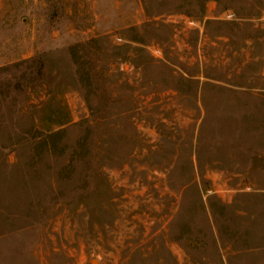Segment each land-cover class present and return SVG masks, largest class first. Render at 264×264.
<instances>
[{
  "label": "rangeland",
  "instance_id": "374dc122",
  "mask_svg": "<svg viewBox=\"0 0 264 264\" xmlns=\"http://www.w3.org/2000/svg\"><path fill=\"white\" fill-rule=\"evenodd\" d=\"M92 259L264 264V0H0V264Z\"/></svg>",
  "mask_w": 264,
  "mask_h": 264
},
{
  "label": "built area",
  "instance_id": "2783aa9c",
  "mask_svg": "<svg viewBox=\"0 0 264 264\" xmlns=\"http://www.w3.org/2000/svg\"><path fill=\"white\" fill-rule=\"evenodd\" d=\"M223 15H224V18H227V19L231 18L230 13L227 11L224 12ZM183 23L191 28H197V29H200L201 24L203 25V22H201L200 20H194L189 17L184 18ZM155 52H158V49H156Z\"/></svg>",
  "mask_w": 264,
  "mask_h": 264
},
{
  "label": "water",
  "instance_id": "95a60500",
  "mask_svg": "<svg viewBox=\"0 0 264 264\" xmlns=\"http://www.w3.org/2000/svg\"><path fill=\"white\" fill-rule=\"evenodd\" d=\"M91 263L92 264H96V260L95 259H92Z\"/></svg>",
  "mask_w": 264,
  "mask_h": 264
},
{
  "label": "bare ground",
  "instance_id": "6f19581e",
  "mask_svg": "<svg viewBox=\"0 0 264 264\" xmlns=\"http://www.w3.org/2000/svg\"><path fill=\"white\" fill-rule=\"evenodd\" d=\"M97 263V262H96Z\"/></svg>",
  "mask_w": 264,
  "mask_h": 264
}]
</instances>
